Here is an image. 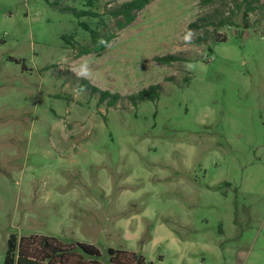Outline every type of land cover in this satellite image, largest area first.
I'll return each mask as SVG.
<instances>
[{
    "label": "rangeland",
    "instance_id": "374dc122",
    "mask_svg": "<svg viewBox=\"0 0 264 264\" xmlns=\"http://www.w3.org/2000/svg\"><path fill=\"white\" fill-rule=\"evenodd\" d=\"M128 0H100L116 6ZM0 0V264L12 235L86 243L110 264H264V0H152L101 55L52 3ZM226 41L199 42L213 26ZM105 22L114 29L108 17ZM62 36H73L72 47ZM188 61L162 64L155 57ZM86 79L123 98L109 106Z\"/></svg>",
    "mask_w": 264,
    "mask_h": 264
},
{
    "label": "trees",
    "instance_id": "16d2710c",
    "mask_svg": "<svg viewBox=\"0 0 264 264\" xmlns=\"http://www.w3.org/2000/svg\"><path fill=\"white\" fill-rule=\"evenodd\" d=\"M100 0H81L82 8L73 6H62L59 2L52 3L55 8L62 12L73 13L77 18H95L99 19L97 26L92 28L87 22H81L79 25L89 33L90 41L87 45H81L78 48V56L94 53L101 55L108 48L114 38L116 32L130 26L137 18L138 13L142 12L152 0H128L116 6L105 5V11L100 12L97 2ZM211 1V0H204ZM246 4L244 15V25L247 27L248 13L254 10L252 6L256 0H243ZM108 17L114 23L112 29L104 20ZM229 16H223L217 21L204 19L206 24L197 22L191 23L188 26V31L194 28L201 29L208 25L213 26L211 32L206 31V34L198 37L199 42H208L215 40L219 42L226 41V36L218 33V30L226 25H232ZM208 24V25H207ZM67 45L76 47L73 36H62ZM157 62L171 65L173 62L188 61L180 55H166L155 57ZM83 89L89 91L92 95L98 94L100 102L107 100L109 106L115 105L118 101L126 99L132 102L134 106L142 101H156L160 98L161 86L159 84L151 85L148 88L142 89L136 94L123 98L118 93H111L107 90H101L99 87L92 85L86 79H80ZM110 264H146L143 256L133 251L117 250L110 248L108 250ZM100 256V251L94 245L86 243H73L69 245L62 244L54 237L31 235L22 237L20 241L16 236L12 235L8 241V249L5 256L4 264H103L97 258Z\"/></svg>",
    "mask_w": 264,
    "mask_h": 264
}]
</instances>
